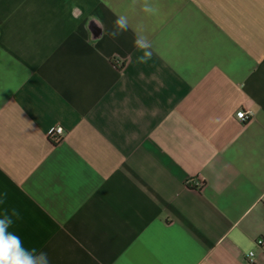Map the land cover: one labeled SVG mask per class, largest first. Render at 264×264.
I'll use <instances>...</instances> for the list:
<instances>
[{
  "label": "crops",
  "instance_id": "0c3cea01",
  "mask_svg": "<svg viewBox=\"0 0 264 264\" xmlns=\"http://www.w3.org/2000/svg\"><path fill=\"white\" fill-rule=\"evenodd\" d=\"M5 208L51 264H264V0H0Z\"/></svg>",
  "mask_w": 264,
  "mask_h": 264
},
{
  "label": "clouds",
  "instance_id": "9594fccd",
  "mask_svg": "<svg viewBox=\"0 0 264 264\" xmlns=\"http://www.w3.org/2000/svg\"><path fill=\"white\" fill-rule=\"evenodd\" d=\"M116 30L110 33L115 38L121 32L127 30V21L123 17H119L115 21ZM134 46L137 49L144 50L143 55L138 57L139 63H146L151 58V52L148 51L150 43L143 36H137L134 40ZM6 197V194H4ZM20 218L17 209H3L0 211V264H51L48 254L37 249H28L23 245L21 237L13 231H9L13 227L16 219Z\"/></svg>",
  "mask_w": 264,
  "mask_h": 264
},
{
  "label": "built area",
  "instance_id": "2783aa9c",
  "mask_svg": "<svg viewBox=\"0 0 264 264\" xmlns=\"http://www.w3.org/2000/svg\"><path fill=\"white\" fill-rule=\"evenodd\" d=\"M236 117L237 119H239L241 122H247L250 117H251V114H248L247 112L241 110L239 112H237L236 114ZM64 128L62 126H58L54 132H52V139L56 140V141H60L62 139V137L64 136ZM194 186L196 187H201L202 185V182L200 180H197L196 182H193ZM257 245L258 246H263L264 245V240L263 239H260L257 241ZM255 252L254 251H251L248 255V259H249V263L250 264H254L255 263Z\"/></svg>",
  "mask_w": 264,
  "mask_h": 264
}]
</instances>
